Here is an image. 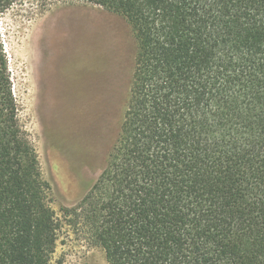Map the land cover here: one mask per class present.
Wrapping results in <instances>:
<instances>
[{
    "label": "trees",
    "instance_id": "16d2710c",
    "mask_svg": "<svg viewBox=\"0 0 264 264\" xmlns=\"http://www.w3.org/2000/svg\"><path fill=\"white\" fill-rule=\"evenodd\" d=\"M84 1L136 50L105 166L66 215L107 264H264V0ZM48 186L0 36V264H50Z\"/></svg>",
    "mask_w": 264,
    "mask_h": 264
},
{
    "label": "rangeland",
    "instance_id": "374dc122",
    "mask_svg": "<svg viewBox=\"0 0 264 264\" xmlns=\"http://www.w3.org/2000/svg\"><path fill=\"white\" fill-rule=\"evenodd\" d=\"M20 124L59 222L50 264H107L75 207L119 133L136 41L121 15L84 0H17L0 16Z\"/></svg>",
    "mask_w": 264,
    "mask_h": 264
}]
</instances>
